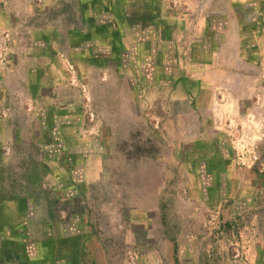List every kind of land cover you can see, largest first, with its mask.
Wrapping results in <instances>:
<instances>
[{
    "label": "rangeland",
    "instance_id": "1",
    "mask_svg": "<svg viewBox=\"0 0 264 264\" xmlns=\"http://www.w3.org/2000/svg\"><path fill=\"white\" fill-rule=\"evenodd\" d=\"M26 1L0 0V106L9 105L15 132L0 148V264H136V249L120 243V216L134 199L160 212L156 226L182 231L195 222L207 259L217 243L224 264H256L264 0H105L106 15L92 0L101 28L78 20L77 0H29V9ZM74 26L105 42L104 61L79 60L65 39ZM39 49L42 62L54 58L62 72L56 89L30 106L20 68H30ZM237 49L254 68L221 65ZM223 51L225 59L217 56ZM55 109L67 117L55 122ZM64 118L76 123L77 143L62 155L42 151L49 137L40 135ZM224 151V161L215 159ZM160 241L144 244L146 264H168Z\"/></svg>",
    "mask_w": 264,
    "mask_h": 264
},
{
    "label": "crops",
    "instance_id": "2",
    "mask_svg": "<svg viewBox=\"0 0 264 264\" xmlns=\"http://www.w3.org/2000/svg\"><path fill=\"white\" fill-rule=\"evenodd\" d=\"M25 1V0H23ZM79 1V4L82 3V11L78 13V20H82V23L88 24V22H94L97 24V28H101L105 20L102 18H95L97 15H93L95 7L91 5L92 0H77ZM105 0H100L101 5L105 4L103 2ZM17 3V2H16ZM116 3V2H115ZM120 4V6H126L127 0H121L117 2ZM43 5H47V2H43ZM108 4H105V6L102 7V10H104L105 15L106 11H108ZM25 4L22 5V8H24ZM20 7L13 6V9H18ZM26 8H30V1H26ZM104 12H97L100 13V15H104ZM135 12V11H134ZM127 16H131V14H128L126 12ZM6 17V16H5ZM103 17V16H102ZM11 18L10 15L6 17V20H9ZM137 18H142V14L138 13ZM91 22V23H92ZM7 24V23H6ZM4 25L3 22L0 21V26ZM83 26V25H81ZM70 27L69 33L65 34V39L67 42H69V48L73 51H76V54L78 57H80L81 61L84 62V58H90L95 57V59H98L99 61H104L105 56L108 55V49H106L105 42L99 41L101 44H97L95 33L92 35L91 32H87L88 34H81L82 33V27ZM89 26V25H88ZM68 32V31H67ZM93 32V30H92ZM76 39V41H75ZM90 41L94 43L95 47L93 49L98 48L96 51H92V46L88 48V45ZM239 40L237 39V43ZM99 45V46H96ZM84 47L86 48L84 50ZM89 50V51H88ZM86 51V53L84 52ZM105 51V52H104ZM42 55H44V49H39V51L35 52L32 56V64L29 66L30 68H20L23 70L25 74H27L23 79V88L26 91V96L28 100L30 101L29 105L32 106V100L34 96L38 95V98H42L44 96V92L47 90H51L52 88L56 89L58 85V78L61 77V68H55L54 65H56V60L53 58L50 62H42ZM49 55V54H48ZM219 58L225 59V51L223 53L217 55ZM247 58H244L243 56L240 57L239 51L234 50L231 52V62L228 64H221L222 66L226 68H254L253 64L251 63L250 58L246 56ZM38 58V62L36 61ZM226 62V61H224ZM87 65V64H86ZM87 68H92L93 65L88 64ZM16 72L19 70V68H12ZM22 82V83H23ZM28 90V91H27ZM37 94V95H36ZM1 110L6 111L5 113L0 114V148L2 144H6L8 139H12L15 136V132L12 133V130L10 129L8 122L12 118L10 117L8 112L9 105L3 104L0 106ZM41 117L43 118L45 116L44 107ZM58 113L57 111H55ZM63 113L62 110L58 114ZM37 115V114H36ZM1 154V153H0ZM232 168V166H230ZM136 196V195H135ZM139 200V199H138ZM137 199H134V204H129V209L127 211L126 216L123 215L120 216L121 219L124 221L126 220V228L123 231L124 238L120 239L121 246L127 249H136L137 253V263L136 264H146L144 260V255L142 253V249L144 246L150 242L153 241L155 237L161 238L160 241V249L163 253L164 257L167 259L168 264H224L223 262V249L220 244L214 245V256L212 259H207L205 256V248L207 246L208 241L206 240L207 237L204 235V232L201 230L200 227H198L195 222L190 223L191 225L188 228H182V231L176 228H173L169 225L165 227H160L159 225H155L156 223H160V212L157 213V215L151 212L150 214L143 210V204L142 202H138ZM110 213V212H109ZM149 214V215H148ZM254 217H257L256 223L254 224L255 229L252 230L253 234H255L254 242L250 244L251 246H254V250L256 251V258L255 262L256 264H264V211H260L257 215H252ZM144 217L147 218L146 222H144ZM126 218V219H125ZM123 221V222H124ZM152 224V226H149V229H144V225L148 227V225ZM143 228V229H142ZM157 228V232L155 230ZM145 236V237H144ZM145 238V240H144ZM145 241V242H144ZM145 244V245H144ZM138 250V251H137Z\"/></svg>",
    "mask_w": 264,
    "mask_h": 264
},
{
    "label": "flooded vegetation",
    "instance_id": "3",
    "mask_svg": "<svg viewBox=\"0 0 264 264\" xmlns=\"http://www.w3.org/2000/svg\"><path fill=\"white\" fill-rule=\"evenodd\" d=\"M58 109H61V108H58ZM55 111H57V110L55 109L52 113V115L54 114V121L55 122L60 121L57 118L58 116H66L67 117V115H68L66 113H65L66 115L63 113L58 114ZM46 114L47 113L45 112V116L43 118L41 117V120H43L44 124L47 121ZM64 119L66 122L62 123V124L58 123L57 124L58 128L56 127L53 130H50V127H49L46 129L47 133L43 134V132H42V134L40 135L42 138H43V136L45 138L49 137V138H47L48 141L42 145V151H46V150L48 151L49 150L52 152H57L58 154L62 155V154H64V152L66 151V149L68 147L72 148L74 146V144L77 143V135H76L77 130L75 129L76 123H74V121L69 119V118H64ZM44 120H46V121H44ZM191 146H192V144H190L189 148H191ZM224 152L225 153H224L223 157L220 156L218 153L215 155V159L220 158V161H224L228 157L227 152L226 151H224ZM190 153H192V152H190ZM191 162H193V160H191Z\"/></svg>",
    "mask_w": 264,
    "mask_h": 264
}]
</instances>
